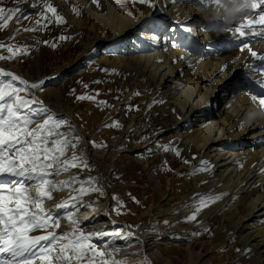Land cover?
<instances>
[{
  "label": "bare ground",
  "instance_id": "1",
  "mask_svg": "<svg viewBox=\"0 0 264 264\" xmlns=\"http://www.w3.org/2000/svg\"><path fill=\"white\" fill-rule=\"evenodd\" d=\"M56 1L67 7L63 0ZM74 1L83 6L87 16L84 21L71 16L70 22L74 29L92 33V40L84 43L75 61H82L101 42L112 41L117 50L114 57L100 56L97 60V64L111 68L110 86L123 90L125 97L129 96L127 88H143L147 98L145 111L151 121L149 133L156 124L159 132L171 135L169 144L188 161L179 169L194 176L195 192L206 197L227 193L198 215L199 224L213 218L221 222L223 242L210 248L217 252V257L228 239L234 242L232 261L221 259L219 264H264V108L249 95L264 89L259 87V81L264 78V61L249 55V50L242 56L238 47L242 37L234 29L225 30L231 25H245L246 38L253 41L250 47L264 54V42H255L264 33L254 36L247 27L257 10L251 9V4L248 8L241 7L246 0H216L208 4H201V0H151V7L137 0H98L99 6L92 0ZM233 5L240 10L229 16L228 10ZM261 27L264 26L252 25L257 31ZM4 70L13 72L10 68ZM236 74L243 83H237ZM46 108L56 117L63 115L60 110ZM35 110L37 105L27 111ZM143 111L137 112V117H143ZM63 117L74 126V135L83 138L80 149L84 151L78 155L94 167L82 171L71 168L56 176V181L76 174L81 179L83 171L104 179L99 172L103 162L125 160L123 157H128L130 151L144 150L151 144L149 140L144 144L137 141L132 147L111 152L122 143L119 137L107 150L91 148L87 134L73 123L75 118L71 114ZM129 122L136 124L132 116ZM62 129L68 131L69 125ZM201 161L206 163L201 165ZM197 168L205 170L196 172ZM12 179L3 177L4 182ZM202 181L206 182L202 184ZM55 192L56 197L47 200L45 208L68 226L64 216L72 209H58L56 205L76 193L66 195L67 189ZM106 200L105 195L102 203L96 202L89 208L83 197L81 203L74 205L75 219L80 227L92 228L93 240L102 250L106 246L109 253L118 248L116 254L122 250L118 256L129 255L131 249H127L134 240L144 254L148 253L152 264H172L158 252L155 242L116 221L106 210ZM129 233L134 239H122ZM184 253L185 260L179 264H203L210 251L206 248L201 253L187 245Z\"/></svg>",
  "mask_w": 264,
  "mask_h": 264
},
{
  "label": "rangeland",
  "instance_id": "2",
  "mask_svg": "<svg viewBox=\"0 0 264 264\" xmlns=\"http://www.w3.org/2000/svg\"><path fill=\"white\" fill-rule=\"evenodd\" d=\"M44 2L45 0H0V7L5 9V17L10 14L8 10L20 9L8 21L6 28H0V43L5 45L4 48H0V55L9 56L8 47H20L27 49L28 52L27 55H17L13 60H0L1 69L10 68L12 73L29 82L46 80L43 90L35 92L37 100L42 101L45 107L53 111L60 110L58 112L63 115L71 114L75 118L73 123L75 122L87 134L88 143L94 141L97 145H106V147H93L92 143H89L91 148L107 150L112 141L119 137L122 143L119 147L112 148L111 152L118 151L120 147H132L137 141H142L141 144H144L146 140L151 142L146 149L150 147L152 154H148L146 149H134L128 153V157H123L125 160L121 158L117 162H103L99 172L104 179H99L95 173L89 171L82 172L81 180L94 177L99 185L103 186L107 198L106 210L116 221L124 224L128 230L155 242L154 246L158 252L172 264H179L185 260L184 249L187 245L201 253L209 248L210 254L207 253L203 264H219L221 259L231 262L235 247L232 239H228L223 244V252L219 257L215 255L217 252L210 249L223 242L221 222L213 218L199 224L201 216H198L197 221L186 222L187 214L195 210L199 198L206 196L194 191V176L179 169L184 157H178L177 150L169 144L171 135L159 132L156 124L155 130L149 133L148 124L151 121L148 112L145 111L147 98L143 95V88L129 87L127 88L128 91L130 90L129 96L125 97L123 90H115L110 86L111 68L97 64L100 56L114 57L117 51L114 43L101 42L97 49H90L84 59L77 63L76 55L81 52L84 43L92 40V33L74 29L75 26L70 22L71 16H78L79 20H85L87 15L83 6L74 0H63L67 6L64 8L61 2L46 0L63 18L60 23H57L56 16L52 13H45L47 19H41L39 13L42 11ZM20 15L26 18L17 23L16 16ZM37 21H40V25ZM49 21H51L50 24ZM45 24H48V27H42ZM25 28L38 30L24 31ZM62 35L70 38L60 40L59 37ZM44 41H47V44ZM251 49L257 51L255 48ZM247 53V48L241 51L242 56ZM249 55H251L250 52ZM79 70H82V73L79 74ZM236 75L237 83H243L240 75ZM0 80L6 82L8 78H0ZM262 91L257 94H261ZM20 95L25 94L20 93ZM77 96H89L95 99L78 100ZM100 101L106 103L101 104ZM120 102L121 105H119ZM141 111L144 112V116L137 117ZM63 115L57 117L66 118ZM131 116L136 124L129 122ZM113 122H118L119 127H112ZM127 126L129 127L126 128ZM125 128L126 133L122 134ZM165 145L169 147L168 151L164 150ZM78 187L79 184L75 186V188ZM67 191L66 195L75 193L69 189ZM56 193L53 191V198L56 197ZM194 194L195 199H193ZM113 196L118 199L114 200ZM166 196L167 200H164ZM83 197L89 205H94L96 202L102 203L104 200V196L101 197L95 192ZM133 198L138 203L134 202ZM63 201L65 200L60 202ZM117 210L120 214H117ZM64 226L61 223V227L56 231L62 233L72 230L70 224ZM81 228L86 234L92 233V228L84 226ZM194 233L199 234L194 235ZM41 234L43 233L39 231L32 233V235ZM94 243L97 245L96 242ZM131 243L132 247L128 246L127 249H131L129 255L121 257L118 254L122 250L117 254L111 251L104 257H96L97 264L103 259L115 260L118 264H145V262L152 264L148 253L144 254L137 247L136 241L133 240ZM98 250L102 249L98 248ZM35 264H42V262L37 260Z\"/></svg>",
  "mask_w": 264,
  "mask_h": 264
},
{
  "label": "snow or ice",
  "instance_id": "3",
  "mask_svg": "<svg viewBox=\"0 0 264 264\" xmlns=\"http://www.w3.org/2000/svg\"><path fill=\"white\" fill-rule=\"evenodd\" d=\"M137 2L152 6L151 0H137ZM214 2L216 0H201V4ZM92 3L99 6L98 0H92ZM250 4L251 9L257 11L254 13V18L248 20L247 27L253 31L255 36L264 33V27L258 31L252 28L254 24L264 26V7H262L264 0H250V3L249 0H246L241 7L248 8ZM8 11L10 14L5 17V9L0 7V21H3L0 23V28H6L8 21L20 9ZM45 13L55 15L57 23L63 19L57 14V9L46 0L39 13L42 20L47 19ZM25 18L24 15L16 16V22L19 23ZM243 19L247 20V17H243ZM50 23L51 21H49ZM37 24L40 25V21H37ZM42 27L46 28L48 24ZM244 28L245 25H231L225 30L233 31L234 29L235 32H238L242 37L238 42L240 50L243 51L247 48L254 58L264 61V54H259L251 49L250 43L253 41L246 38ZM37 30L24 29V31ZM185 30H188L186 26ZM69 38L63 35L59 37L60 40ZM255 42H264V36H259ZM44 43L47 44V41ZM4 47L5 45L0 43V48ZM7 51L9 56L0 55V60H13L17 55L28 54L27 49L20 47H8ZM0 78H8L6 82L0 80V264H35L37 260H40L42 264H82V262L97 264L96 257L106 256L108 248L105 246L103 250H98L100 246L93 242V235L83 232L79 222L75 219L74 205L81 203L83 196L92 192L98 193L101 197L105 196L103 186H97L98 181L94 177L81 180L79 174L73 175L67 180L56 181L54 179L71 168H79L82 171L85 168L91 170L94 167L84 156L78 155V152L84 151V149H80L83 138L78 134L74 135L75 128L66 118L56 117L43 105L42 101L37 100L35 92L43 90L46 80L29 82L6 70H0ZM259 87L264 88V79L259 81ZM20 93L25 95L21 96ZM249 95L253 101H258L260 108H264V93H250ZM76 98L78 100L95 99L89 96H77ZM100 103L105 104L106 102L100 101ZM32 105H37V110L27 111ZM66 124L69 125V130H61L62 126ZM33 125L35 126L33 127ZM111 126L119 127V123L113 122ZM89 143H92L93 147H106V145H97L94 141ZM163 147L165 151L169 150L167 145ZM145 151L152 154L150 148ZM176 155L180 156L179 150L176 151ZM183 162L188 163L187 160ZM205 163V161H201V165ZM203 170L205 169L197 168L196 172ZM5 175L13 179L4 182ZM76 184H79L78 188L73 187ZM66 189L75 192L76 195H71L67 200L56 205L58 209H72L64 216L72 230L61 233L56 231L61 227L60 218L53 217L45 208V203L47 200L53 199V191ZM224 195L227 193L200 197L193 213L186 217V222L197 221L198 215L205 208L219 201ZM113 199L118 198L113 196ZM193 199H195V194ZM133 200L137 202L135 198ZM86 207L90 208L91 205H86ZM117 214H120L118 210ZM165 223L167 224V221ZM37 231L43 234L32 235ZM198 234L194 233V235ZM122 239L129 240L134 237L129 233ZM112 251H118V248L112 249ZM237 251L240 250L237 249ZM99 264H118V262L103 259Z\"/></svg>",
  "mask_w": 264,
  "mask_h": 264
},
{
  "label": "clouds",
  "instance_id": "4",
  "mask_svg": "<svg viewBox=\"0 0 264 264\" xmlns=\"http://www.w3.org/2000/svg\"><path fill=\"white\" fill-rule=\"evenodd\" d=\"M238 9H240L239 6L233 5L228 10V15L231 16L232 14L238 12Z\"/></svg>",
  "mask_w": 264,
  "mask_h": 264
}]
</instances>
